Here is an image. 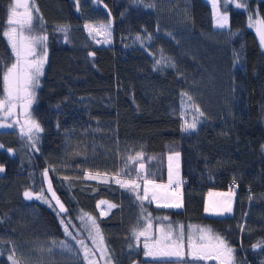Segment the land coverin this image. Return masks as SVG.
Instances as JSON below:
<instances>
[{
    "label": "trees",
    "instance_id": "obj_1",
    "mask_svg": "<svg viewBox=\"0 0 264 264\" xmlns=\"http://www.w3.org/2000/svg\"><path fill=\"white\" fill-rule=\"evenodd\" d=\"M13 2L0 0V60L6 65L14 61L3 36ZM218 3L229 17L227 30L215 28L203 0H34V15L43 20L42 27L34 21L32 34L47 36V60L31 116L43 131L38 151L15 128L0 131V264H12L9 256L18 264H86L61 249V242H70L61 218L71 233L89 237L77 218L84 213L97 220L111 264H208L146 256L145 237L137 240L133 230L146 227L142 215L148 213L150 247L161 226H172L169 242L184 243L195 227L210 228L234 249V264H264V47L250 27L264 20V0ZM110 21L113 45L99 47L85 25ZM184 93L203 113L197 129L187 132ZM137 153L139 159L129 160ZM172 154L181 155L188 183L182 211L141 202L116 182L133 180L143 195L144 181L135 180L139 164L145 179L166 183ZM46 169L67 213L57 215L56 207L36 199L41 189L50 197ZM233 182V216L206 217L207 193L229 192Z\"/></svg>",
    "mask_w": 264,
    "mask_h": 264
},
{
    "label": "snow or ice",
    "instance_id": "obj_2",
    "mask_svg": "<svg viewBox=\"0 0 264 264\" xmlns=\"http://www.w3.org/2000/svg\"><path fill=\"white\" fill-rule=\"evenodd\" d=\"M227 2V0H226ZM106 7V6H105ZM237 8L245 7L244 4L237 3ZM22 9L23 11H19ZM39 13V9L35 6L34 0L32 3H29V0H14L13 4L10 5L9 15L7 18V30L3 31V36L7 39L8 45L11 49V53L14 57V61L11 65H6L2 60H0V82H2L3 90L0 94V112L4 113V119L7 117L15 116V110L17 106H20L26 116L30 117V112L27 110L30 108L33 103L35 92L34 89L39 87V78L43 75V66L46 62L47 51H46V42L47 36L43 34H32L35 31L34 21L39 20L42 27V16L34 15ZM251 20V17L249 18ZM216 26L218 28H226L228 26V16L223 15L219 16L216 19ZM257 30L260 34L261 44L264 45V20L256 22ZM100 30L105 32V39L107 40L111 36L110 22L108 24H100L97 26ZM85 28L89 31H93L91 25H85ZM25 30L29 35H25ZM60 31L66 33V27H60ZM89 55H94V53H89ZM160 63V61H157ZM187 96L188 101L192 100L191 96H188L187 93L183 94ZM194 106V105H193ZM195 107V106H194ZM196 111H199V108H195ZM200 115H203L201 112ZM15 124H19V120H15L13 123H0V127H13ZM25 125L26 130H25ZM25 125H20V132L22 136H26L28 141H30V146L39 150L36 147V141L38 140V133L43 131L39 123L35 120H26ZM196 120L194 119L191 123L185 121V124L182 125V130L187 132L189 130H195ZM3 146L0 145V148ZM178 155V154H177ZM141 156L140 153H137L135 158L129 157V160L139 159ZM171 159V157L169 158ZM127 167V165H126ZM141 169L143 164L140 165ZM3 167H0V172H3ZM43 176L47 178L48 170L46 169L43 173ZM137 176H140V172H137ZM95 179L96 177H90ZM120 184L122 188L128 189L130 192L135 194V197L139 201L149 200V188L148 185H154V188L162 189L167 187L166 185H155L151 180H144L145 187L143 189V195H140L138 189L140 185L133 180L116 181ZM171 184V179L169 181ZM47 191L51 193V196L44 195V189H41V193L36 196V199L44 200L49 204V207L58 206L59 211L57 215L62 213H67V209L64 204L60 201L56 192L53 190L51 181H48ZM24 196L26 199H32L33 193L30 191H25ZM151 199H167L166 197H159L155 191L152 193ZM52 201H55L53 205ZM100 203H105L101 201ZM165 208H180L181 204L177 201L174 203L165 202L162 205ZM99 207V205H98ZM109 209L114 208L115 205L109 204ZM142 214L145 211L143 205L141 204ZM208 211V209H206ZM224 211H231L230 207L224 209ZM104 213H101L103 215ZM222 214V213H221ZM81 220L82 224L87 227L89 239L92 240L93 248H90L83 239H78L69 231V226L65 223L64 219L61 218V224L64 225V232L66 236H71L73 240H76L77 244L80 246V251L83 253V260L86 264H96L95 255L96 252L100 253V258H107L110 260V257H106L107 247L104 243V237L101 234V230L97 220L90 216L87 213H84L77 217ZM144 221H146V227L143 230H133V235L139 239V237H145L144 248L148 249L145 252L146 256L162 255V256H177L181 257L182 253L180 251H162L157 253L153 249H158L164 242L170 240L172 236V226L169 224L166 227L161 226L159 231L161 233L160 237L154 240L153 244L149 245L148 243V232L152 229V218L151 214L148 213L146 216L142 215ZM161 219V218H156ZM163 220H167L168 217H163ZM191 227V226H190ZM201 235L199 237L201 244L199 246L193 245L191 243V236H189V247L192 249L191 259L193 260H203L205 258H214L220 261V264H231L233 260L234 249L230 247L227 241L219 236L213 235L210 228H201L199 229ZM180 234L183 235V226H180ZM62 247H67L68 250H71L70 246L66 245V242H61ZM260 246L259 244L254 247ZM131 247V246H130ZM9 260L12 261V264H18L14 256H9Z\"/></svg>",
    "mask_w": 264,
    "mask_h": 264
},
{
    "label": "rangeland",
    "instance_id": "obj_3",
    "mask_svg": "<svg viewBox=\"0 0 264 264\" xmlns=\"http://www.w3.org/2000/svg\"><path fill=\"white\" fill-rule=\"evenodd\" d=\"M205 3H207L213 12V18H214V26L216 29L218 30H227L229 27V17H228V26L226 28H218L216 26V19L219 16H223L224 14H222L219 10V3L218 0H203ZM29 3L31 4V0H29ZM19 11H23L22 9H20ZM260 21V19H256L253 20L250 24L251 29L258 35L259 40H260V34L257 30V26H256V22ZM107 23H96V24H87V25H91L92 28L94 29L93 31H89V29H86V33L89 36V38L99 47H104V48H110L113 45V40H114V36H113V22L110 21L111 24V28H110V32H111V36L106 40L105 39V32L100 30L97 26L100 24H108ZM26 30H25V35L26 34ZM261 42V40H260ZM264 47V45H262ZM47 60V57H46ZM46 63V62H45ZM45 66V64H44ZM43 66V69H44ZM41 77V76H40ZM40 81V78H39ZM37 90L38 87L34 89L35 92V96H34V100L33 103L31 104L30 108L27 110L28 112H30L31 114V109L35 103L36 100V95H37ZM183 105V112H184V119L185 121H187L188 123H191L194 119L196 120V128L202 123V116L200 115V113L198 111L195 110V107L188 101L185 100V102L182 103ZM15 120H19V124H15L13 127H0V131L3 130H7V129H13L15 128L21 135L20 132V125H25V121L26 120H33L32 116H26L24 113V110L20 107L17 106L16 110H15V116H11V117H7V119H4V113L0 112V123H13ZM185 124V122H184ZM26 125H25V130H26ZM22 136V135H21ZM26 138V136H23ZM1 149V148H0ZM171 157V159H169ZM181 155L180 154H172L169 155L167 158V170H168V178H167V182L166 183H161L159 185H166L167 187L162 188V189H153L154 185L150 184L148 185L149 188V197H152V193L153 191H155L157 193V195L159 197H166L167 199H162L163 201H166L168 203H174V202H179L181 204L180 208H165V209H172V210H176V211H182L184 209V204H183V189L184 187L180 185V183H184L181 177ZM141 164H139L138 166V171L139 172H143L145 166L143 165V168L141 169L140 167ZM4 171L0 172V176L5 175V168L3 167ZM171 179V184L169 183ZM51 181L49 174L46 178V189L48 187V181ZM52 184V182H51ZM142 185H145V183H143ZM53 187V184H52ZM171 187H175L174 191H170ZM54 190V187H53ZM55 191V190H54ZM49 193V192H48ZM57 194V193H56ZM49 196H51V193H49ZM181 196V197H179ZM53 204L55 205V201H52ZM235 203H236V194L234 192H220V191H209L206 195V200H205V208H204V215L206 217H213V218H225V217H231L234 214V209H235ZM58 210V206H55ZM157 207V206H156ZM230 207L231 211H224L225 208ZM157 208H160L159 206ZM162 208V209H164ZM206 209H208V211H206ZM107 209H103V211H106ZM104 213V212H103ZM222 213V214H221ZM199 227H195L194 231L195 232H191L190 236H191V243L193 245L199 246L201 244V241L199 239L201 233L199 231ZM178 236H181L180 231H176ZM73 235H75L78 239H83L86 242V239L89 238L88 236L83 237V234L79 231H77L76 229L73 230L72 232ZM176 234H174L172 237L175 240V237L177 236ZM70 242L66 243L67 246L71 247V250L69 251L67 247H61L62 250H64V253L66 255H70L72 258H78V257H83V253L80 251V246L77 244L76 240H73L71 236L67 237ZM168 243V244H167ZM164 242V244L166 245V247L164 248V251H170V252H174V251H180L182 253L181 257H177V256H162V255H155L153 256V258H157V259H165V260H183V259H191V253H192V249L189 247V241L187 242H183V241H174V242H169L167 241ZM163 244V245H164ZM88 245V244H87ZM90 247V246H89ZM92 248V247H90ZM163 248H158V250H160L161 252L163 251ZM107 257V256H106ZM95 261L96 264H111L110 261L105 258V259H101L100 258V253L96 252L95 255ZM193 261H198V260H193ZM199 261H204L207 262L208 264H220V261L218 259H214V258H205L203 260H199ZM231 264H234L233 260L231 262Z\"/></svg>",
    "mask_w": 264,
    "mask_h": 264
},
{
    "label": "crops",
    "instance_id": "obj_4",
    "mask_svg": "<svg viewBox=\"0 0 264 264\" xmlns=\"http://www.w3.org/2000/svg\"><path fill=\"white\" fill-rule=\"evenodd\" d=\"M143 172H145V168H144V170H143ZM144 183V182H143ZM154 184L155 185H159V184H161V183H155L154 182ZM144 187H145V185H142V189H144ZM153 189H157V188H153ZM179 197H181V196H179ZM183 199V198H182ZM147 201H151V202H153L154 204H155V206H157L158 207V204L159 205H162L163 203H165L166 201H163L162 199H157V200H153V199H151V197H149V200H147ZM160 208H164V207H162V206H159Z\"/></svg>",
    "mask_w": 264,
    "mask_h": 264
},
{
    "label": "built area",
    "instance_id": "obj_5",
    "mask_svg": "<svg viewBox=\"0 0 264 264\" xmlns=\"http://www.w3.org/2000/svg\"><path fill=\"white\" fill-rule=\"evenodd\" d=\"M144 178V175L143 174H140V176H137V179L138 180H142ZM184 183H182L183 186H188V183L186 181H183ZM231 190L233 191H237L238 190V184L233 182L231 184Z\"/></svg>",
    "mask_w": 264,
    "mask_h": 264
}]
</instances>
